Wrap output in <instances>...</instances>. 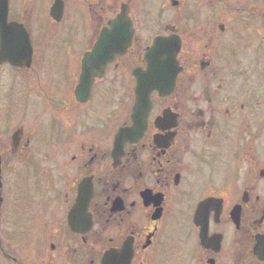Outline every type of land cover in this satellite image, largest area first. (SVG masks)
<instances>
[{
  "label": "flooded vegetation",
  "instance_id": "af4514ba",
  "mask_svg": "<svg viewBox=\"0 0 264 264\" xmlns=\"http://www.w3.org/2000/svg\"><path fill=\"white\" fill-rule=\"evenodd\" d=\"M0 264H264V0H0Z\"/></svg>",
  "mask_w": 264,
  "mask_h": 264
},
{
  "label": "water",
  "instance_id": "95a60500",
  "mask_svg": "<svg viewBox=\"0 0 264 264\" xmlns=\"http://www.w3.org/2000/svg\"><path fill=\"white\" fill-rule=\"evenodd\" d=\"M131 36H125V42L121 44L118 48H114L116 43V40H110V39H103L101 38L99 41V45H110L113 47L110 51H104V52H97V54L103 55V61L104 63L112 62L113 59L117 55H122L125 51V48L129 44ZM129 40V41H128ZM168 48V45L166 44L164 39H156L154 41V44L152 48L150 49L148 53V57L150 61L153 63L148 67V70L151 71V74L149 75V78L153 81L150 84H139L137 87V99H136V106L135 109L141 107L147 106V95L149 93L150 89H158L161 90V88L164 86L165 88H168L172 85V81L174 80V74L169 75L166 78V72L169 70L170 67H167L165 64H169V62H172L174 60V56L176 52H170L166 51L164 49ZM84 74H86V71H84ZM162 75H164V79L162 78ZM148 78V77H147ZM88 77L85 75L82 77V81L80 80L78 93L82 97L80 98L81 101L84 99V93L88 89L89 83H86L85 80H87Z\"/></svg>",
  "mask_w": 264,
  "mask_h": 264
},
{
  "label": "rangeland",
  "instance_id": "374dc122",
  "mask_svg": "<svg viewBox=\"0 0 264 264\" xmlns=\"http://www.w3.org/2000/svg\"><path fill=\"white\" fill-rule=\"evenodd\" d=\"M62 71V73H64V71H63V69L61 70ZM65 71H70V68H68V69H65Z\"/></svg>",
  "mask_w": 264,
  "mask_h": 264
}]
</instances>
